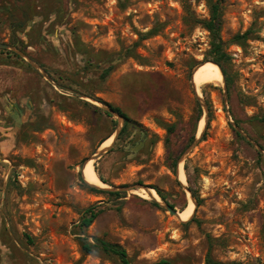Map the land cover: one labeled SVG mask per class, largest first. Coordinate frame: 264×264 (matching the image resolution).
<instances>
[{
    "label": "rangeland",
    "instance_id": "374dc122",
    "mask_svg": "<svg viewBox=\"0 0 264 264\" xmlns=\"http://www.w3.org/2000/svg\"><path fill=\"white\" fill-rule=\"evenodd\" d=\"M209 15L208 0H0V42L55 83L0 48V264H120L100 248L83 252L79 235L118 243L134 264H205L208 250L264 264V0H221L226 95L222 81L194 91L190 80L208 60L200 21ZM196 93L210 106L200 130ZM100 99L130 123L95 156L123 125ZM87 158L104 187L125 186L123 196L82 184ZM188 201L193 220L184 224ZM93 205L102 212L80 228Z\"/></svg>",
    "mask_w": 264,
    "mask_h": 264
},
{
    "label": "trees",
    "instance_id": "16d2710c",
    "mask_svg": "<svg viewBox=\"0 0 264 264\" xmlns=\"http://www.w3.org/2000/svg\"><path fill=\"white\" fill-rule=\"evenodd\" d=\"M209 2V10H210V15L207 19H202L200 22L202 24V26L207 29L210 32L211 35V49L209 51V54L207 55V57L205 59H208L209 61H213L216 64H218V66L221 68V71L223 73L224 79L226 80L227 84H230V80L226 74L225 68L223 66L222 61L225 58H228L227 53L223 50L222 48V40L220 38V25H221V0H208ZM248 35V31H246L243 34H236L234 36L235 40H241L243 38H245ZM13 43H15L13 41ZM7 51V53L13 54L15 56H17L18 58H20L18 56L17 53H14L13 51L10 50H6V49H2ZM21 59V58H20ZM22 60V59H21ZM114 66V63H110L107 66H105L104 68L101 69V72L99 74V76L101 78H105L109 72L112 70ZM100 101L102 103H104L105 105L109 106L113 111H115L119 116L122 117L123 119V125L120 129V133L116 139V141L113 143V146L110 148V150H112L115 145L116 142L118 141L119 137L121 135H125L128 136L129 134V123H130V118L128 117V115L118 106H114L111 103L101 100ZM86 104H90L88 102H86ZM91 105V104H90ZM207 109H208V115L210 114V106L207 104ZM197 108H198V115H197V121L200 120L201 116H202V111H201V107L198 104L197 101ZM105 113L107 115H111V112L109 111H105ZM260 121H264V112L262 113V115L259 117ZM113 129H115L116 126V121H113ZM173 131V126H170L168 128V132L171 133ZM194 138V137H192ZM259 154V153H258ZM177 159L178 157H175V159L172 160V165H171V169L172 172L174 174H176V169H177ZM186 168V167H185ZM83 176V175H82ZM100 179L107 183V181L100 176ZM81 181L82 184L84 186H86L88 189H90L91 191L94 192H99V193H107L109 195L115 196L117 198L123 196V192L120 190H110V189H105V188H100V187H96L94 185H90L88 184L83 177H81ZM123 186V185H122ZM156 193L163 199L165 200V197L163 196V194L159 191V189L155 188ZM191 195L194 197V191H191ZM152 203L156 206L159 207L160 205L158 204V202L156 201H152ZM196 203L199 204V200H196ZM171 208H173L172 204H169ZM102 212L101 208H98L97 206L93 205V206H89L85 209H83L81 216L79 218V222H78V226L82 229L88 227L96 218L97 216ZM193 220V216H191L188 220L183 221L184 224L189 223L190 221ZM78 240H79V244L81 247V250L85 253H90L93 251L94 248H100L105 252L111 253L115 256H117V258L119 259L120 264H134L132 263V261L130 260V258L127 255L126 250L119 245L118 243H113V242H108L104 239H101L99 237H94L93 238V242H90L86 237L79 235L78 236ZM155 264H168L167 260H161L158 263ZM205 264H241L237 261H221V260H215L211 257L210 255V250L207 251L206 255H205Z\"/></svg>",
    "mask_w": 264,
    "mask_h": 264
},
{
    "label": "bare ground",
    "instance_id": "6f19581e",
    "mask_svg": "<svg viewBox=\"0 0 264 264\" xmlns=\"http://www.w3.org/2000/svg\"><path fill=\"white\" fill-rule=\"evenodd\" d=\"M223 79L221 69L219 66L211 61L202 62L198 65V67L193 71V83L195 87H199L200 85L206 84V83H218L221 82ZM204 119L201 118L199 121V130L203 126ZM111 139H108L103 143L102 146H106ZM83 177L86 181L93 183L95 185H98L100 187H104L105 183L102 182L94 169V165L92 163L91 159H88L82 168ZM179 179L181 182L184 183L185 181V172L179 166L178 173H177ZM143 192V191H142ZM147 192V190L145 191ZM148 192L156 197L157 193L153 190H148ZM193 213V202L188 201V204L185 206L183 210L179 212V216L182 220H188L189 217H191Z\"/></svg>",
    "mask_w": 264,
    "mask_h": 264
},
{
    "label": "water",
    "instance_id": "95a60500",
    "mask_svg": "<svg viewBox=\"0 0 264 264\" xmlns=\"http://www.w3.org/2000/svg\"><path fill=\"white\" fill-rule=\"evenodd\" d=\"M0 48H9V49H13V50L16 51L18 54H20L23 58H25V59H26L31 65H33L37 70H39V71L42 73V75L44 76V78H45L47 81H49L51 84H55L54 81L51 79V77H50V76H49L44 70H42V68H41L39 65H37L35 62H33L31 59H29L26 55H24L22 52H20L19 50H17L15 47H11V46H9L7 43L0 42ZM206 61H209V60H203V61H201L200 63H198V64L195 66L194 70L198 67L199 64H201L202 62H206ZM211 62H213V61H211ZM213 63H215V62H213ZM215 64H216V63H215ZM217 65H218V64H217ZM219 68H220V67H219ZM220 69H221V68H220ZM194 70H193V71H194ZM193 71H192L191 79H190V80H191V84H192V86H193V88H194V91H195L196 88H195L194 83H193ZM221 73H222V71H221ZM222 76H223V73H222ZM222 82H223V86H224V87H223V88H224V95H226L227 90H226V85H225V79H224V76H223ZM88 98H90V97H88ZM196 98H197V100L200 102L202 108L204 109V114H205V116H204V122H205V125H206V123H207V121H208V109H207V106H206L205 103H203V102L200 101V99H199V95H197V93H196ZM90 99H91V98H90ZM97 102H99V101H97ZM99 103H100V102H99ZM103 104H104V103H103ZM103 107H104V109H105L106 111H109V112H111L112 114H114L119 120H122V117L119 116L115 111H113L109 106L104 105ZM233 126L235 127V129H236L240 134H242L245 138H247L249 141H251V143H252V144L258 149L259 152H263L262 148H261L257 143H255L254 141L250 140V139L247 137V135H246L244 132H242V130H241L240 128H238L235 124H233ZM121 127H122V126L119 127V125L117 126L116 131H115V133H114V138H113V140L116 138V136H117L118 132L120 131ZM112 142H113V141H112ZM111 144H112V143H111ZM111 144L108 145L107 147H104V148L99 149V150L97 151V153H95V156H99L101 153L106 152L107 150H109L110 147H111ZM88 159H91V158H87V159H85L84 163H85ZM84 163H83V164H84ZM179 163H180V162L178 161L177 169H176L177 173H178V169H179V166H180ZM83 178H84V177H83ZM84 180H85V179H84ZM85 181H86V180H85ZM86 182H87L88 184H90V185H94V186H96V187H100V186L95 185V184H93V183H90V182H88V181H86ZM100 188H105V189H110V190H120V189H122V188H125V186H110V187H100ZM146 189H149V188H146ZM150 189H151V188H150ZM150 195H151V194H150ZM152 197H153V196H152ZM191 197L194 198L192 195H191ZM153 198L156 200V202H158V204H160L159 201H158L155 197H153ZM195 204H196V202H195ZM164 207H165L170 213H173V214H175V215L178 216L177 211H175L173 208H171L170 205H169L168 203H164ZM193 212H194V210H193ZM192 214H193V213H192ZM191 216H192V215H191ZM189 218H190V217H189ZM182 221H186V220H182Z\"/></svg>",
    "mask_w": 264,
    "mask_h": 264
},
{
    "label": "crops",
    "instance_id": "0c3cea01",
    "mask_svg": "<svg viewBox=\"0 0 264 264\" xmlns=\"http://www.w3.org/2000/svg\"><path fill=\"white\" fill-rule=\"evenodd\" d=\"M113 143H114V141L112 142L111 147L113 146ZM111 147H110V148H111ZM94 169H95V171H96V173H97L98 178L100 179V176H102V175H101L99 169H98V168H95V167H94ZM102 177H103V176H102ZM103 178H104V177H103ZM100 180H101V179H100ZM101 181H102V180H101ZM102 182H103V181H102ZM104 183H105V182H104Z\"/></svg>",
    "mask_w": 264,
    "mask_h": 264
}]
</instances>
